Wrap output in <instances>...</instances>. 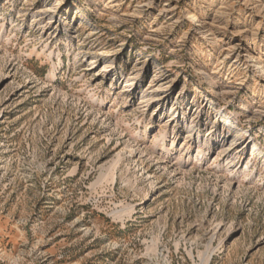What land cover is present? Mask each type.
<instances>
[{"label": "rangeland", "instance_id": "obj_1", "mask_svg": "<svg viewBox=\"0 0 264 264\" xmlns=\"http://www.w3.org/2000/svg\"><path fill=\"white\" fill-rule=\"evenodd\" d=\"M0 264H264V0H0Z\"/></svg>", "mask_w": 264, "mask_h": 264}]
</instances>
